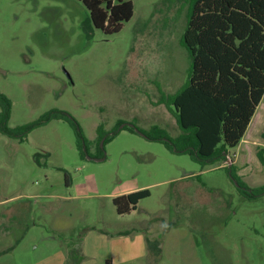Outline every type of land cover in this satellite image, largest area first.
<instances>
[{
    "label": "rangeland",
    "instance_id": "374dc122",
    "mask_svg": "<svg viewBox=\"0 0 264 264\" xmlns=\"http://www.w3.org/2000/svg\"><path fill=\"white\" fill-rule=\"evenodd\" d=\"M130 1L133 17L107 35L79 0H0L9 126L63 111L89 156L104 158H82L62 119L24 141L0 132V264H264V194L244 197L228 171L264 186V97L214 165L124 129L178 136L161 100L184 85L191 63L182 39L192 0ZM143 189L150 196L136 210L117 213L115 197Z\"/></svg>",
    "mask_w": 264,
    "mask_h": 264
},
{
    "label": "trees",
    "instance_id": "16d2710c",
    "mask_svg": "<svg viewBox=\"0 0 264 264\" xmlns=\"http://www.w3.org/2000/svg\"><path fill=\"white\" fill-rule=\"evenodd\" d=\"M79 1L88 9L93 25L107 35L120 32L134 14L130 0ZM182 44L191 59L187 80L161 100L181 133L172 138L159 126L142 132L148 140L188 154L203 167L214 165L239 145L264 97V0H192ZM11 109L9 97L0 93L2 134L24 141L34 128L62 119L75 128L81 157L89 155L77 121L65 112L52 110L32 123L11 128ZM124 129L136 132L134 127ZM104 136L100 133V139ZM110 139L105 138V143ZM258 159L264 165V149ZM228 171L244 197L264 194V186L252 189L233 167ZM149 196L148 189L138 190L115 197L113 204L118 214H129Z\"/></svg>",
    "mask_w": 264,
    "mask_h": 264
},
{
    "label": "water",
    "instance_id": "95a60500",
    "mask_svg": "<svg viewBox=\"0 0 264 264\" xmlns=\"http://www.w3.org/2000/svg\"><path fill=\"white\" fill-rule=\"evenodd\" d=\"M124 127H125V125H122L121 126V129L124 128ZM129 127H134V129H135L136 132H139L141 135L145 136L144 133L141 132V131H139L135 126L130 125ZM101 147H103V143L101 144ZM87 157H88V159H94L96 161H103L104 160L103 157H101V158H91L89 155H87Z\"/></svg>",
    "mask_w": 264,
    "mask_h": 264
}]
</instances>
